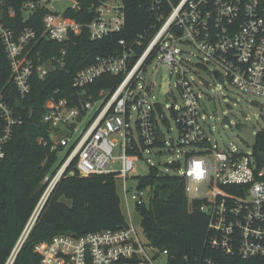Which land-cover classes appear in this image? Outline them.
<instances>
[{
	"label": "built area",
	"instance_id": "built-area-1",
	"mask_svg": "<svg viewBox=\"0 0 264 264\" xmlns=\"http://www.w3.org/2000/svg\"><path fill=\"white\" fill-rule=\"evenodd\" d=\"M65 1L22 0V26H16L18 11L0 0V48L8 72L4 81L0 78V162L6 158L15 129L24 122L21 102L32 93L35 79L45 80L56 68L64 71L68 47L84 32L91 41H101L126 29L123 0H71L60 12L56 3ZM151 10L156 23L150 30L132 40L119 39L120 52L98 57L74 75L76 92L70 100L59 98L58 90L46 101L42 123L48 127L50 142L40 138L39 143L52 151L62 150L64 156L56 173L45 178L48 187L41 203L76 162L87 175L116 174L123 182L128 210L131 201L137 209L148 204L152 195L150 187L140 189L135 181L137 194L128 195L135 163L154 149L174 152L177 147L176 162L185 164L177 175L184 180L189 209L207 219L203 249L178 259L168 249L151 244L143 229L140 233L128 224L41 242L35 247L40 264H264V168L254 152L259 132L254 146L244 136L252 148L247 153L213 145L199 123L200 118L206 121V109L202 94L189 78L192 63L183 49L195 48L202 57L200 65L213 64L224 71V76L219 71L211 73L219 86L228 80L237 92L264 99V0H152ZM39 19L42 31L28 25ZM42 40L61 44V54L43 60L36 50ZM48 63L53 66L51 72ZM154 63L156 71L165 67L177 75L179 99L170 109L179 130L176 145L168 143L160 130V120L167 116L153 100L155 81L149 71ZM105 76L120 81L95 95L88 88ZM74 95L84 114L74 103ZM134 114L138 138L132 126ZM81 123L84 128L72 141ZM160 134L164 144L159 143ZM119 145L123 148L121 169L115 170L110 165ZM42 205L19 243L28 239ZM19 243L7 264L15 263L22 249Z\"/></svg>",
	"mask_w": 264,
	"mask_h": 264
},
{
	"label": "trees",
	"instance_id": "trees-1",
	"mask_svg": "<svg viewBox=\"0 0 264 264\" xmlns=\"http://www.w3.org/2000/svg\"><path fill=\"white\" fill-rule=\"evenodd\" d=\"M5 1L18 11L14 23L22 26V0ZM151 1L123 0L127 15L125 31L101 41H91L87 32L77 36L68 47L65 70L56 68L45 80L35 79L32 93L21 102L24 122L15 129L7 146L6 158L0 162V264H7L46 191L48 183L45 178L53 176L60 165L58 151L39 143L40 138L50 142L48 127L42 123L46 101L58 90L59 98L70 100L76 92L72 85L73 77L79 70L94 63L98 57L120 52L119 39L132 40L150 30L156 23ZM68 15L84 20L76 12H69ZM28 25L42 31L40 19L35 23L30 21ZM62 49L61 44L47 40L40 41L36 47L43 60L59 56ZM5 71L6 64L0 48L2 81L8 76ZM119 81L117 77L105 76L88 89L96 95L101 90L116 86ZM254 152L260 167L264 168L259 159V155L264 153V130L258 133ZM134 181L140 189H152L150 202L137 207L143 233L150 243L168 249L178 259L184 254L202 251L207 219L195 210L190 211L183 178L163 174L157 167H151L148 176L134 178ZM117 183L114 173L87 175L76 162L73 163L50 195L14 264H40L36 245L59 235L81 236L126 227L128 223L121 209Z\"/></svg>",
	"mask_w": 264,
	"mask_h": 264
},
{
	"label": "rangeland",
	"instance_id": "rangeland-1",
	"mask_svg": "<svg viewBox=\"0 0 264 264\" xmlns=\"http://www.w3.org/2000/svg\"><path fill=\"white\" fill-rule=\"evenodd\" d=\"M71 4V0H67L65 2L56 3V6L60 12H63L66 7ZM183 49L188 53L186 57L192 63L191 72L188 74L189 78L194 81L197 91L202 94L204 108L206 109V114L204 116L206 117L207 122L204 121L203 118H200L199 123H203L202 125L204 126H201V129L207 131L213 145H218L221 150H227L228 148L237 149L245 153L250 152L252 148L241 133L240 128L243 126L247 127L251 129L254 134L264 130V99L237 92L232 88L228 80H226L224 86H219L217 77L213 76L211 73L219 71V74L224 76V71L213 64H208L206 66L200 65L199 63H201V61L199 59H202V57L195 48L185 47ZM156 68L157 65L154 63L149 71V75H152V78H154L155 81L153 100L162 105L167 116L166 120H160V130L165 135L168 143L173 142V144L176 145L179 130L170 109L175 102L177 104L178 100L176 98L179 97L177 89V75L168 68L160 67L158 71H156ZM224 120L230 121L232 127L224 125ZM135 122L136 120L134 114L132 117V126L134 128L135 137L138 138ZM84 124L85 123H81L78 125V133L73 137L72 141L82 131ZM117 140L120 144L122 143L121 139ZM178 150L179 148L175 147L174 152H169L168 150L163 149V152L160 153L159 149H154L152 154L145 156L144 160L137 161L135 163L136 173L132 175L133 181L129 183L128 195L132 197L137 194V187L136 183H134V178L148 176L151 167H157L161 173H169L172 176L177 175L181 169L183 171L185 164L176 162ZM184 150L190 151L189 148H183L182 151ZM129 154L134 155L135 151H129ZM122 155L123 148L119 145L114 150L113 156L115 160L110 165V168L115 170L121 169V162L119 158ZM63 156L64 153L62 150H59L58 164L62 161ZM148 159H150L149 163L147 162ZM46 191L43 193L33 215L38 213V209L42 205L41 202L43 201L42 199L44 198ZM117 192L121 198V209L127 223L129 225L133 224L138 231L142 233L141 215L135 208L132 201L130 202V210H128L124 200L123 182L121 181H118L117 183ZM150 192L152 194V189H150ZM26 227L21 233L18 243L24 234ZM19 244L22 248L25 242Z\"/></svg>",
	"mask_w": 264,
	"mask_h": 264
},
{
	"label": "water",
	"instance_id": "water-1",
	"mask_svg": "<svg viewBox=\"0 0 264 264\" xmlns=\"http://www.w3.org/2000/svg\"><path fill=\"white\" fill-rule=\"evenodd\" d=\"M47 69L51 72V71H53V66L48 63ZM223 82H224L223 79H221V83H223ZM73 101L76 104V106L82 111V114H84L85 112L81 108V104L79 103L78 95H74ZM31 117H32V115H31ZM223 124L227 125L229 127H232L231 122L228 121V120H224ZM240 131L243 134V136L247 137L249 139L250 143L254 146L255 145V138H256V135L254 134V132L251 129H249L247 127H244V126L240 128ZM159 143L160 144H164L165 143V137H164L163 134H160V136H159ZM259 159L264 164V153L259 155ZM49 197H50V195L44 200V203L42 205L41 211L43 210V208H44L45 204L47 203Z\"/></svg>",
	"mask_w": 264,
	"mask_h": 264
}]
</instances>
